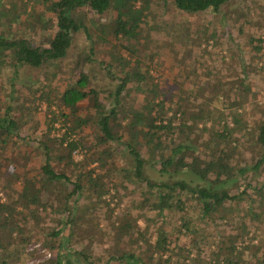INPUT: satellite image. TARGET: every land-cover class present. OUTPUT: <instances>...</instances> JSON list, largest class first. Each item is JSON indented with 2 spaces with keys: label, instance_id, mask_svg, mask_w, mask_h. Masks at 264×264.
Listing matches in <instances>:
<instances>
[{
  "label": "trees",
  "instance_id": "trees-1",
  "mask_svg": "<svg viewBox=\"0 0 264 264\" xmlns=\"http://www.w3.org/2000/svg\"><path fill=\"white\" fill-rule=\"evenodd\" d=\"M41 1L48 11L54 10L58 13L57 30L50 40V47L46 49L47 56L42 53L44 49L34 46L25 39H11L9 36L0 35V69L17 65L38 67L52 60L67 57V49L76 31L83 32L90 41V48L82 49L85 53L82 61H90L94 41L106 42L108 37L120 41L121 47L133 55L135 49L126 46L125 43L132 40L138 43L142 24L151 14L153 3L171 2L182 12L194 14L207 9L217 12L230 0ZM84 5L97 13L114 8L116 18L112 23L97 24L95 20L87 25L85 19L75 16L76 8ZM56 7H61L62 10L58 12L55 10ZM26 14L33 19L31 23L35 18L41 19L39 13L27 11ZM2 17L9 22H15L20 19V13H5L4 10H0V18ZM250 42L251 44L256 42L253 45L254 49L262 50L264 42L262 38L251 37ZM76 66L79 74L75 82L66 85L56 95L52 96L53 90L47 85L46 89H40L39 94L38 88L32 94L33 100H45L48 105L47 112L53 114L45 120L47 126L43 136L32 138L28 133L22 134L21 126L31 116L30 108L25 107L26 119L21 117L17 107L12 104L0 108V163L4 162L8 168L5 177L0 178V264H14L22 260L32 225H36L39 214L47 210L50 214L52 212L60 216L54 225L46 223L47 226L41 230L45 244L54 251L55 257L57 256L53 262L74 264V261L81 257L82 251L71 249L70 239L77 229L83 230L86 235L88 229L81 228L88 227L92 232L97 229L96 223L103 220L102 216L97 217L93 214L97 205L104 204L110 210L109 202L105 198L110 189L102 182L100 171L96 172L98 167L104 168L106 164L111 168L109 172L116 170L119 174V181L113 183L114 186L121 187L123 194L128 192L126 190L129 189L130 183L138 187L140 203L158 215L163 224L166 222L167 212L173 210L181 212L183 214L181 222L179 225H173L179 232H186L189 235L202 232L204 229H200V223H203L204 227L207 225L218 227L217 221L224 224L230 215L234 220L240 211H244L240 217L243 221H248V217L258 216L252 209L249 190L254 188L259 193L264 190V182L258 186H253L251 182L252 174H257L260 168L264 167V117L247 129L248 124L242 125V120L237 114L229 113L234 126L242 132L241 136L250 139L251 148H257L258 153L260 152L253 165H239L233 156L237 138L232 136V131L236 129H231L227 119L217 115L215 105V101L219 102L221 96L224 98L230 93V88L225 90L220 83H216L212 89L204 90L206 93L200 96L203 98L201 103L206 99L211 106L201 104L191 109L188 116L183 118L180 116V110L185 104L183 98L186 91L179 86L180 89H177L174 95L172 87L163 88L153 77L152 67L149 65H146L145 70L135 65L130 71H123V76L118 78L114 88L107 89L91 85L88 73L78 64ZM184 76V79L189 77L188 74ZM112 77L115 78L114 75ZM193 77H197V74ZM178 78L182 80L179 75L174 77V82ZM244 91L246 93L248 90L244 88ZM241 92L242 90L238 95ZM132 93L134 98H131ZM101 96L105 100H101ZM234 100L228 107H235L237 103L236 108L241 106L238 99ZM81 102L87 103V108L92 114L86 117L75 116L77 104ZM52 105L59 110L57 112L52 110ZM65 108H69L70 112L65 113ZM58 117L62 118L64 131L58 135H51L53 122ZM214 118L215 122L210 126L209 122ZM92 125L95 129H91L92 141L87 145L79 131ZM50 142L54 143V146ZM12 146L13 149L10 151ZM33 150H38L41 156L37 163L30 159L34 155ZM75 151L82 154L80 159H75ZM121 157H126L124 163L120 161ZM109 158L111 162L107 163ZM117 158L122 163L120 167L115 161ZM53 161H58V165L54 166ZM92 162L97 163L88 168ZM151 162L159 174L166 177L165 179L156 180L145 174L144 166ZM182 171L195 176V183L175 177ZM9 173L14 176L13 179L8 177ZM241 180L248 182L244 189L237 188L241 186ZM226 183H230L232 187H227ZM117 193L111 194L110 198L113 199ZM190 208L192 211L196 210V221L189 217ZM128 214L131 215L129 211L125 212L127 218L121 225L116 220H111L110 227L118 232L134 229L138 239L145 240L143 243L147 244L143 251L149 253L150 258L153 254L158 255L155 264H167L172 253L167 254L165 258L162 257L169 244L165 229L157 227L156 239L149 243ZM244 224L241 222V228ZM233 230V227L227 230L225 255L220 256L221 249H218L220 258H211L212 263L209 264H249L245 258L240 259L241 256L234 260L228 257L237 250V242L242 238ZM13 238H17V241L14 242ZM188 238L190 242L186 240V246L180 245L178 252L180 259L174 264L202 263L199 259L186 263L193 252L191 251L193 246L189 247L193 242V236ZM194 246L197 247L196 244ZM242 248L241 251L252 250V255L259 253L260 256L256 257L255 263L264 264L263 243L248 244ZM112 259L116 261L125 259L128 262L132 260L134 264H151L136 253L123 252L116 257H110L107 264Z\"/></svg>",
  "mask_w": 264,
  "mask_h": 264
},
{
  "label": "rangeland",
  "instance_id": "rangeland-1",
  "mask_svg": "<svg viewBox=\"0 0 264 264\" xmlns=\"http://www.w3.org/2000/svg\"><path fill=\"white\" fill-rule=\"evenodd\" d=\"M0 10H4L5 13H20V19L15 22L0 18V35L9 36L11 39H25L34 46L44 49L42 53L47 56L46 49L50 47V40L53 39L57 30L58 13L56 11H48L41 0H2ZM55 10L60 12L62 9L56 7ZM27 11L28 13L41 14V19L35 18L31 23L30 21L33 19L31 20L30 15L27 16ZM75 16L85 19L87 25L90 21L95 20L98 22L97 24H106L112 23L116 18V10L109 8L102 13H97L89 6L84 5L76 8ZM251 37H260L264 40V0H230L217 12L207 9L194 14L182 12L171 2L157 1L152 4L151 14L142 24L138 43H134L133 40L125 43L126 46L135 49L133 55L124 50L123 46L121 47L120 41L108 37L106 42L94 41L90 61H82V56L85 54L82 49L88 50L90 41L86 39L83 32L76 31L73 33V41L67 49V57L52 60L38 67L17 65L0 69V108L3 109L5 105L12 104L17 107L18 113L25 119V115H27L25 107L30 108L31 116L21 126L22 134L28 133L32 138L43 136L47 126L45 120L52 117L53 114L47 112L48 105L45 100L32 99L35 89L38 88L37 94H39L42 89H46L47 85L53 90L52 96L56 95L58 91H62L66 85L74 83L77 79L79 69L76 64L88 73L91 85L103 89L114 88L118 78L123 76V71H130L132 66L138 65L140 69L145 70L146 65H149L152 67L153 77L163 88L172 87L174 95L177 93V89H180L179 86H182L184 92L186 91L183 98L185 104L180 110V116L183 118L188 116L191 109L201 104L206 107L211 106L209 102H206V99L201 103L203 98L200 96L206 93L204 90L212 89L216 83H220L225 90L230 88L231 91L226 97L221 96L219 102L215 101L217 115L227 119L231 129H236L232 131V136L237 138L234 143L236 148L233 156L236 157L239 165L251 166L260 152L258 153L257 148H251L250 139L241 136L242 132L234 126L229 114H237L242 120V125L248 124L247 129L264 117V42L262 50L257 51L253 46L256 42L252 44L250 42ZM108 63L111 65L109 66ZM186 74L189 77L184 79ZM195 74L197 77H193ZM179 75L182 80L178 78L174 82V77ZM133 83H136L135 80ZM244 88L248 90L246 93L243 92ZM239 90L242 92L238 95ZM131 98H134V93L131 94ZM234 99H238L241 106L236 108L237 103L235 107H228V104ZM101 100H105L103 96H101ZM87 106L86 102L77 104L75 116L86 117L92 114ZM56 108L55 105L51 106V109L57 112L59 109ZM236 109L238 110L235 111ZM64 112L69 113V108H65ZM62 122L61 117L54 120L51 135H58L64 131ZM214 122L215 118L209 122L210 126ZM91 129H95V126L84 127L82 131H79L83 142L87 145H90L92 141ZM50 144L52 143L50 142ZM33 145L35 147V144ZM12 149L13 146L9 150L12 151ZM74 154L75 159L82 157V154L77 151ZM3 155L5 154L3 153ZM40 157L39 151L36 150L30 159L37 163ZM125 159L126 157H121L120 161L124 163ZM115 161L120 167L122 163L119 158ZM110 162L111 158L107 159V163ZM96 163L92 162L88 168ZM53 165L57 166L58 161H53ZM7 169L6 164L1 162L0 178L5 177ZM105 169L108 170L105 171ZM109 169H111L109 164H106L104 168L98 167L96 172L100 171L102 182L110 189L105 198L109 202L111 212L104 204L97 205L93 214L103 218L102 221H98L99 224L96 223L97 229L95 228L92 232L88 227L81 228L88 229L87 235L83 230H76L70 239V247L81 250L82 255L74 261V264H107L110 257H116L123 252L126 254L136 253L144 261L155 264L158 255L153 254V257L150 258L149 253L143 251L147 244L143 243L145 240L138 239L134 229L129 231L124 229L118 232L110 227L111 220H116L121 225L127 218L125 212L128 211L134 216L128 214L135 227L144 233L145 239L149 243L155 241L157 227L165 229L169 244L167 245L168 250L162 257L165 258L167 254L172 253L167 264H174L180 259L179 247L187 245L188 236H193V242L189 245V247L193 246L191 248L193 252L190 253V258L186 263L199 259L202 261L201 264H209L211 258H220L227 252L225 247L228 238L227 230L231 227L234 228L233 232L242 238L237 242V250L228 257L234 260L241 256L240 259L245 258L249 264H256L255 259L259 258V253L252 255L250 249L241 250L244 245L264 244V190L259 193L254 188L247 189L251 192L252 209L258 213V216L248 217V221H243L240 217L243 216L244 211H240L235 215L236 219L234 217V220L230 215L224 224L217 221L218 227L211 225L204 227V224L200 223V229L204 230L189 235L186 232H179L173 226L179 225L181 222L183 216L181 212L176 210L167 212L166 222L163 224L158 215L147 210L146 206L140 203L141 196L138 187L136 188L130 183L129 189L126 190L128 192L123 194L121 187L114 186L113 183L119 181V174L116 170L109 172ZM260 169L257 174H252L253 186L264 182V167ZM144 171L152 179L166 178L159 174L152 162L144 166ZM8 177L13 179L14 176L10 174ZM175 177L183 178L191 183H195L196 180L195 176L186 171H182ZM240 182L241 186L237 187L239 189H244L248 184L247 181L241 180ZM226 186L232 187L230 183H226ZM116 192H118L117 195L111 199L110 195ZM188 213L191 220H197L196 210L192 211L190 208ZM39 215L38 223L32 225L31 235L29 242L25 245L22 260L14 264H54L53 259H56L57 256L55 257L54 251H51L45 244L41 230L48 223L54 225L60 216L52 212L50 214L49 210ZM241 222L245 223L243 228L240 226ZM12 240L16 242L17 238ZM193 243L197 245L196 248ZM64 246H66L65 243ZM218 249H221L220 256L217 253ZM131 262L132 260L128 262L125 259L121 261L112 259L108 264H134Z\"/></svg>",
  "mask_w": 264,
  "mask_h": 264
},
{
  "label": "built area",
  "instance_id": "built-area-1",
  "mask_svg": "<svg viewBox=\"0 0 264 264\" xmlns=\"http://www.w3.org/2000/svg\"><path fill=\"white\" fill-rule=\"evenodd\" d=\"M47 255L49 256V253H47Z\"/></svg>",
  "mask_w": 264,
  "mask_h": 264
}]
</instances>
